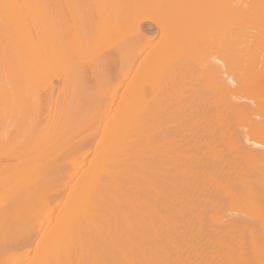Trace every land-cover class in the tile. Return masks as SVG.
Here are the masks:
<instances>
[{"label":"bare ground","instance_id":"6f19581e","mask_svg":"<svg viewBox=\"0 0 264 264\" xmlns=\"http://www.w3.org/2000/svg\"><path fill=\"white\" fill-rule=\"evenodd\" d=\"M0 264H264V0H0Z\"/></svg>","mask_w":264,"mask_h":264},{"label":"rangeland","instance_id":"374dc122","mask_svg":"<svg viewBox=\"0 0 264 264\" xmlns=\"http://www.w3.org/2000/svg\"><path fill=\"white\" fill-rule=\"evenodd\" d=\"M140 28H142L141 30H142V32L145 34V33H147V34H151L150 36H152L153 37V39L155 38V36H153L154 35V32H155V30H154V26H153V24L152 23H150V22H142L141 24H140ZM151 30H153V32H151ZM146 31V32H145ZM148 31V32H147ZM149 31H150V33H149ZM156 33V32H155ZM149 35H147L148 37H149ZM151 38V37H150ZM157 41V39L155 40V42ZM154 42V41H153ZM140 59V58H139Z\"/></svg>","mask_w":264,"mask_h":264}]
</instances>
